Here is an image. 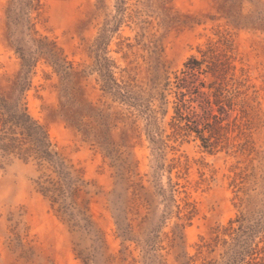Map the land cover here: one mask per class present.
<instances>
[{
  "label": "rangeland",
  "instance_id": "1",
  "mask_svg": "<svg viewBox=\"0 0 264 264\" xmlns=\"http://www.w3.org/2000/svg\"><path fill=\"white\" fill-rule=\"evenodd\" d=\"M1 120L0 264L263 256L264 0H0Z\"/></svg>",
  "mask_w": 264,
  "mask_h": 264
},
{
  "label": "trees",
  "instance_id": "2",
  "mask_svg": "<svg viewBox=\"0 0 264 264\" xmlns=\"http://www.w3.org/2000/svg\"><path fill=\"white\" fill-rule=\"evenodd\" d=\"M10 119H11L10 121L13 123V125L21 127L23 129V131L27 132L29 135L34 134L35 136H39L38 133L39 134L41 133L42 138L47 137V133L43 129V126L37 124V122L34 120L32 121V118L30 117L29 114H27V112L25 110H23V111L21 110L19 113H15V114L11 115ZM1 121H2V123H0V134H4L6 136L11 131V128L6 127V124H7L6 121H3V120H1ZM190 129L191 130L194 129L193 131H196V133H199V131H200V130H198L199 128L197 126L194 128L191 127ZM15 140H17V139L12 138L11 141H15ZM39 144H42V143L39 141ZM4 147L7 148L9 146L4 145ZM237 264H239V263H237ZM257 264H264V254L260 258V261Z\"/></svg>",
  "mask_w": 264,
  "mask_h": 264
}]
</instances>
